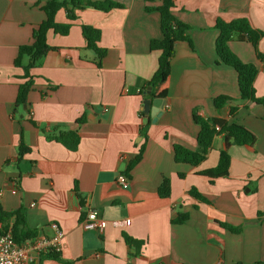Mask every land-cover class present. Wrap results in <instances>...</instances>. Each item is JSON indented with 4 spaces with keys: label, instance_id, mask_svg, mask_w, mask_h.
Masks as SVG:
<instances>
[{
    "label": "crops",
    "instance_id": "obj_1",
    "mask_svg": "<svg viewBox=\"0 0 264 264\" xmlns=\"http://www.w3.org/2000/svg\"><path fill=\"white\" fill-rule=\"evenodd\" d=\"M46 1L0 0V208H22L26 227L36 235L63 232L61 260L39 255L31 264H264V214L258 215L264 212V106L239 97L235 71L215 52L218 18L245 17L264 32V0L174 1L172 12L189 25L192 46L175 44L167 96L155 121L149 111L144 127L139 112L148 100L141 91L159 54L148 44L161 37L159 13L144 7L161 0H113L123 7L76 9L73 19L59 9L55 19L70 23L68 33L47 32V42L57 49L30 69L34 85L27 104L15 110L22 69L13 59L19 45L32 41ZM82 24L100 30L98 44L106 49L100 67L85 48ZM228 45L240 60L257 66L254 93L264 96V63L251 43L234 33ZM258 49L264 53V36ZM221 94L231 99L217 108L212 99ZM193 113L236 120L254 133L251 149L227 148L228 176L209 182L199 173L216 165L224 147L221 134L199 164L174 162L173 145L196 147L199 127ZM81 116L85 119L77 124ZM54 127L77 129L75 150L46 138ZM21 139L29 150L17 158ZM141 144L143 154L123 186L117 175ZM163 176L170 180L168 197L157 192ZM191 187L208 202L190 196ZM88 209L106 221L102 232L80 225ZM179 212L188 218L172 222ZM219 222L240 230L232 232ZM123 233L143 241L138 251L125 243Z\"/></svg>",
    "mask_w": 264,
    "mask_h": 264
},
{
    "label": "trees",
    "instance_id": "obj_2",
    "mask_svg": "<svg viewBox=\"0 0 264 264\" xmlns=\"http://www.w3.org/2000/svg\"><path fill=\"white\" fill-rule=\"evenodd\" d=\"M152 1V0H145ZM175 0H161L158 5L148 6L144 8L146 11H157L159 13V27L161 31L160 38H153L149 40V49L159 52L157 58L156 69L149 80L146 81V86L142 89L143 101L148 100L146 105L142 103L140 109V116L144 119V125L150 122L149 111L152 100L155 98L163 99L167 96L168 78L170 74V60L174 53L175 44L179 41H187L190 46L192 42L187 35L189 25L179 20L172 12ZM91 7L103 11H108L112 8H121L123 5L113 0H47L42 9L45 13V18L32 29V41L30 43L21 44L18 46L17 54L13 59V64L22 69L19 78L22 79L17 83V93L14 101V108L19 109L27 104V94L33 87V76L30 69L38 66L43 56L49 50H55L57 47L51 46L47 42V32L49 30L65 35L68 33L70 23H60L55 19L56 12L59 9L65 10L68 19L75 17L74 11ZM215 27L218 30L215 39V52L219 61L231 67L237 78V86L239 97L247 99L253 103L264 106V96H256L254 93L253 81L257 74V66L252 62H243L239 57L229 48L228 41L234 33L241 34L251 43L255 56L258 60L264 63V53L258 49V41L264 36V32L251 26L248 19L245 17H236L229 21H224L220 18L216 19ZM81 32L86 41L85 48L90 49L94 53L92 62L100 67L102 59L106 54V49L99 46L100 30L89 24L81 25ZM26 58V62L25 59ZM150 85V92H147V86ZM231 99L230 96L221 94L213 97V105L220 108ZM235 108L229 107V113H234ZM193 121L198 125V133L196 135V147L194 149L187 148L180 144L173 145V160L176 163H186L189 165H197L205 159L211 143L215 135L221 134L223 136L224 147L219 150L218 160L214 167L200 171L199 173L208 178L209 182H213L215 178L228 176V168L230 163V155L227 148L231 144L246 146L252 148L256 137L253 132L246 128L243 124L236 120L227 121L218 117H203L195 113L192 114ZM84 116L76 119V123H81ZM31 122L35 125L34 121ZM144 133V129H141ZM49 140H55L61 143L69 150H75L79 135L77 129H57L53 128L52 132L45 135ZM29 150L22 139L17 148V158L22 157ZM144 151V144L139 146L137 154L132 157L124 170L128 175L131 168L140 160ZM179 177H184L183 172L178 173ZM157 192L161 197H168L170 194V180L167 176H163L158 185ZM188 194L199 202H208L207 198L203 196L195 187L188 190ZM264 212L258 211V215ZM13 218L9 224L8 219ZM188 218V213L179 212L172 222H183ZM4 224V225H3ZM25 213L22 208L11 211H3L0 208V228L2 230L10 229L13 238L16 242H20L27 238L36 236L34 229L26 227ZM219 224L232 232H239L240 226H232L224 222ZM26 227V228H25ZM125 243L129 247H134L138 251L142 242L136 240L131 236L123 233ZM40 255L45 258H53L61 260L59 252L48 250Z\"/></svg>",
    "mask_w": 264,
    "mask_h": 264
},
{
    "label": "built area",
    "instance_id": "obj_3",
    "mask_svg": "<svg viewBox=\"0 0 264 264\" xmlns=\"http://www.w3.org/2000/svg\"><path fill=\"white\" fill-rule=\"evenodd\" d=\"M117 181L124 186L128 177L121 172L117 175ZM80 225L86 229L102 232L106 221L98 216L96 209H88ZM62 239L63 232L56 229L54 235L49 237L36 235L16 242L10 229L0 230V264H31L35 257L48 250L59 252Z\"/></svg>",
    "mask_w": 264,
    "mask_h": 264
},
{
    "label": "water",
    "instance_id": "obj_4",
    "mask_svg": "<svg viewBox=\"0 0 264 264\" xmlns=\"http://www.w3.org/2000/svg\"><path fill=\"white\" fill-rule=\"evenodd\" d=\"M150 85L147 86V92H150ZM147 103H149V101H147ZM164 104V100L160 99V98H155L152 100L151 103V108H150V115L152 116V121H155L157 116H158V112H159V108L162 107V105Z\"/></svg>",
    "mask_w": 264,
    "mask_h": 264
}]
</instances>
